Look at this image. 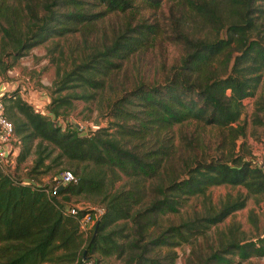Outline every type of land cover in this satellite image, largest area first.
Listing matches in <instances>:
<instances>
[{
	"label": "trees",
	"instance_id": "1",
	"mask_svg": "<svg viewBox=\"0 0 264 264\" xmlns=\"http://www.w3.org/2000/svg\"><path fill=\"white\" fill-rule=\"evenodd\" d=\"M162 3L171 14L170 38L182 48L178 62L159 81L137 79L119 89L105 104L111 119L105 127L56 125L73 100L92 99L124 61L155 42L158 26L140 12ZM110 15L121 21L107 30ZM189 23L199 32L185 31ZM73 33L80 38L77 59L57 69L44 113L21 98L18 87L0 94L19 140L15 166L34 156L28 181L0 171V264H100L110 256L122 264H174L176 246L204 235L248 197L264 195V175L251 151L243 152L241 142L233 152L245 137V123L238 121L243 100L254 98L252 123H262L264 114V92L256 96L264 84V0H0V74L48 38ZM187 122L217 127L231 150L199 157L192 137L177 147L172 129ZM62 160L74 182L57 190L58 177L51 186L34 182ZM219 185L245 194L206 204L207 189ZM71 197L103 209L86 236L77 222L86 210L64 212ZM190 197L204 199L202 212L163 222ZM214 244L197 264L264 257V232L245 238L234 223L217 232Z\"/></svg>",
	"mask_w": 264,
	"mask_h": 264
},
{
	"label": "rangeland",
	"instance_id": "2",
	"mask_svg": "<svg viewBox=\"0 0 264 264\" xmlns=\"http://www.w3.org/2000/svg\"><path fill=\"white\" fill-rule=\"evenodd\" d=\"M140 15L144 21L157 24L158 35L155 38V42L146 49L134 53L124 61L122 67L105 80L103 88L94 92L92 99L73 100L69 112L65 116L57 117L61 126L71 123L72 125L75 124L79 131H87L94 129L92 122L95 117H98L99 126L105 127L107 122L111 121L105 116V104L112 100L116 94H119V89L129 88L137 79L149 83L159 81L168 68L178 62L179 57L182 55V48L170 38L169 21L171 20V14L168 4L162 3L156 9L147 6L141 9ZM120 19V17L111 15L105 18L106 29L108 30L111 24H119ZM194 28H196V32H199L200 26L197 23L186 24L183 29L191 31ZM79 40V35L75 33L62 37L48 38L19 58L4 75L0 74V81L13 83L14 88L19 87V89H22V86L24 88L22 92L26 94L32 93L31 95H36L37 97L44 95L46 96L45 103L47 104L50 96L49 88L55 78L56 71L57 69L59 71L67 69L69 64L77 59L76 52L78 51L76 46ZM6 61H9V59ZM262 92H264V84L258 87L256 96ZM253 103L254 98L243 100V108L238 121L245 123V137L235 141L233 152H238L240 143L243 142V152L251 151L254 160L258 161L264 151V114L260 115L262 123H252ZM180 133L184 135V139L179 137ZM172 134L173 144L177 147L181 146L180 148H183L186 140L192 137L191 144L196 147L194 148V153L199 157L226 154V151L231 150L232 146L226 141L221 143L223 140L221 131L215 126H204L187 122L180 126H174ZM245 156L247 158L248 154ZM33 157V155H29L22 163L16 166L14 161L13 169H10L11 175L19 180H27V172ZM175 162H177L176 157ZM68 166L69 164L65 160H62L59 164L52 163V169L34 179V182L47 186L54 185L60 171L69 169ZM124 180L125 178L121 177V179L115 181L113 189L121 186ZM238 194L244 195V189L228 185L209 187L205 193L207 197L205 202L206 204L211 203L217 206L226 195L233 198ZM68 203L82 205L83 203L91 202L79 197H71ZM203 210L204 199L201 197H190L183 202L177 212L164 216L163 222L166 223L165 218L172 222H177L180 218L192 216V214L200 213ZM249 212L252 215L251 219L249 218ZM231 223L238 225L245 238L254 239L258 234L264 232V195L248 197L243 208L234 211L222 222L210 226L205 230L204 235H197L189 243H182L176 246L174 248L176 252L174 264H197L199 257L206 255L212 245L215 247L214 241L217 239V232L223 231ZM164 251L165 249H161V253ZM100 264H122V261L110 256L102 260ZM240 264H264V257L249 258Z\"/></svg>",
	"mask_w": 264,
	"mask_h": 264
},
{
	"label": "built area",
	"instance_id": "3",
	"mask_svg": "<svg viewBox=\"0 0 264 264\" xmlns=\"http://www.w3.org/2000/svg\"><path fill=\"white\" fill-rule=\"evenodd\" d=\"M29 104L33 107L36 112L43 113L41 106H36L32 103ZM54 121L56 125H60L59 120L57 118ZM73 126L76 127L75 124ZM76 129L78 128L76 127ZM18 147V137L13 132L11 122L5 117L3 113L2 103L0 101V171L11 174L10 169H13L15 158L13 157V153H17ZM257 164L264 175V151L262 153L261 158L257 161ZM69 182H74V178L68 170H65L58 176L57 182L54 185L55 190H57L59 186L62 187L63 185H66ZM80 210H86V212H84L83 215L77 218L78 228L83 235H86L91 229L94 222L103 213V209L99 206H92L89 203H83L82 205L69 203L65 204L64 206V212L69 213L73 216L77 215L78 211ZM82 264L94 263L92 259H84Z\"/></svg>",
	"mask_w": 264,
	"mask_h": 264
},
{
	"label": "crops",
	"instance_id": "4",
	"mask_svg": "<svg viewBox=\"0 0 264 264\" xmlns=\"http://www.w3.org/2000/svg\"><path fill=\"white\" fill-rule=\"evenodd\" d=\"M10 83V82H9ZM6 81H0V94L3 93L4 91H7L11 88H14L13 83L9 84ZM19 88V87H18ZM22 89H19V95L21 96V98H24L27 102L32 103L36 106H41L42 107V112H45V108H43L44 106H46V96L44 95H39L38 97L36 95H31L32 93L26 94L23 93L22 91L24 90V88L21 86ZM35 97V98H34ZM16 153H13V157H15Z\"/></svg>",
	"mask_w": 264,
	"mask_h": 264
},
{
	"label": "water",
	"instance_id": "5",
	"mask_svg": "<svg viewBox=\"0 0 264 264\" xmlns=\"http://www.w3.org/2000/svg\"><path fill=\"white\" fill-rule=\"evenodd\" d=\"M92 126H93L94 128H98V127H99L98 117H95V118L93 119ZM60 188H61V186H59L58 189H60ZM95 226H96V225H95Z\"/></svg>",
	"mask_w": 264,
	"mask_h": 264
}]
</instances>
